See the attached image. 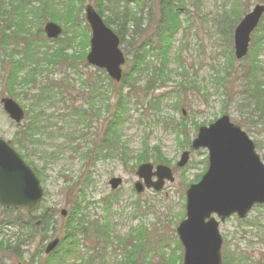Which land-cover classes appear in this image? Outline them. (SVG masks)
Here are the masks:
<instances>
[{
  "label": "rangeland",
  "instance_id": "obj_1",
  "mask_svg": "<svg viewBox=\"0 0 264 264\" xmlns=\"http://www.w3.org/2000/svg\"><path fill=\"white\" fill-rule=\"evenodd\" d=\"M49 1L56 3V0ZM186 1L181 33L175 40L169 63L164 70L165 74H168L165 85L159 81L156 86L151 87L153 89L148 92L147 98L145 91L139 88L118 104L119 89L110 87L103 81L101 90L95 95V110L90 115L92 120L90 130L86 126H79L78 130H75L73 124L69 123V119L64 122L62 118L54 120L53 129L40 138L41 142L38 145H24L22 149L12 144L24 161L34 171L40 172L39 179L44 190V199L33 216L36 220L43 221V225L18 229L15 223H25L28 216L24 212L5 211L0 208V264H39L48 260L50 256L45 255V249L51 241L61 240L67 234L66 226L74 203L80 205L87 215L92 217L93 222L110 223L112 240L105 250L106 263L104 264H117L122 261L124 252L118 245L119 240H126L133 235L132 242L140 244V235L144 230L149 232L147 236L149 243L142 247L141 260L137 264H149L151 256H153L152 264H163L161 256L167 252L170 254L172 246L175 247V237H178L177 227L185 219L186 192L190 185L196 183L198 178L200 180L206 172L208 159L206 149L193 151L190 149L191 143H183L184 135L178 137L174 131L164 129L163 124L167 119L185 124L193 140L201 127L209 126L224 115L229 116L231 122L240 126L254 142L256 152L264 163V128L248 125L243 118L245 112L237 110L231 101L219 93L222 91L214 85L212 80L217 71H222L225 58L221 36L216 33L212 25V18L217 9L215 0ZM97 3L105 12L108 10L105 13L106 16L111 15L114 18L112 11L110 12L109 1L85 0L83 18L87 26L86 6L90 4L98 11ZM258 3H264V0L253 3L250 10ZM30 4H32L31 7H38L39 0H30ZM155 13V18L151 15L153 23L149 27H147V14L142 18L144 32L141 29L135 31L132 25L127 29V49L121 46L127 61L132 60L142 41L151 38L155 32L154 25L158 20L156 10ZM29 17L32 18L30 15ZM32 21L35 22L33 18ZM59 24L63 28L66 27L63 23ZM43 29L44 25L40 40H46ZM88 29L90 34L89 26ZM30 30L37 32V26L36 29L32 27ZM76 49L79 48L76 47ZM179 52H181L184 66L180 65L176 59ZM148 59L152 61V68L160 67V59L152 55ZM261 59H264V56ZM3 61H7V55L0 48V101L2 98H11L4 86L7 69L3 67ZM240 63L237 61L236 68H240ZM86 65V68L81 69V76L98 77V74L95 75L97 69ZM123 70L124 73L127 71L126 66ZM185 72L186 76L182 77L180 73ZM62 74L56 73L55 77H63ZM81 76L69 72L71 82L76 88L72 99L77 105L85 104L84 95L86 94L80 84ZM148 76V74L142 75V86L147 84ZM182 82H195L201 90L199 92L195 89H187L186 95L181 100L182 107L176 108L175 104L178 102L176 91ZM234 87L235 91L239 90L238 84ZM70 90L73 88L71 87ZM86 92H88L87 89ZM171 92L172 94L169 95ZM127 93L125 89L123 94L127 95ZM161 95H164V98L161 100L160 111L151 109L149 99ZM11 99L24 109L29 107V101L24 97L23 92L19 97ZM2 106L0 103V138L12 143L19 128L10 120ZM121 107L124 109L120 110ZM118 110L123 113L118 129L121 136L120 143L109 150L103 148L101 153L109 154L105 157L96 159L95 153L90 158L84 157V154L90 150L99 151L98 147L103 144L105 133L110 123L115 120V113ZM224 111L228 113L222 114ZM145 135L149 151L155 146H160L167 160L166 165L174 171L175 180L166 182L164 189L160 192L146 189L139 194L135 189V183L142 181L137 175V156L143 149ZM189 150L191 157L188 164L184 168L177 167L182 153ZM149 153L154 155L152 152ZM149 163L157 165L152 160ZM113 178L122 179V184L115 190L110 184ZM105 200L111 201L110 211H106L104 207ZM63 210L67 211L65 217L61 213ZM243 228H246L250 236L254 235L248 238L250 240L247 242L248 245L242 243L243 246L247 248L248 253L254 255L255 261L264 259L263 206L254 207L243 222L232 217L220 225V233L224 239L223 258L228 246L234 248L237 245L235 234ZM140 231L142 233H139ZM80 238H82L84 251L87 242L83 237ZM97 240L94 237V246ZM179 264H182V261Z\"/></svg>",
  "mask_w": 264,
  "mask_h": 264
},
{
  "label": "trees",
  "instance_id": "obj_2",
  "mask_svg": "<svg viewBox=\"0 0 264 264\" xmlns=\"http://www.w3.org/2000/svg\"><path fill=\"white\" fill-rule=\"evenodd\" d=\"M100 1L102 2V0ZM107 1L110 3V12L112 11L115 19L111 15L106 16L105 13L108 10L105 12L99 3H97L98 12L103 18L105 17V23L110 28L113 27L125 49H127L126 35L129 26L132 25L135 31L141 29L144 32L141 23L144 15L147 14V27H149L153 23L151 15H154L155 18V10L158 13V20L154 25L155 32L151 38L142 41L132 60L127 61V71L119 84L113 82L105 71L99 69L95 71V75L98 74V77L86 76L84 78L81 76V69L87 67L86 56L90 46L89 29L84 24L83 18L85 0H56V3L39 0L38 7H31L30 0H0V48L7 55V61L2 62L3 67L7 69L4 86L11 98L19 97L23 92L24 97L29 101V107L25 109V122L18 126L19 130L10 144L18 145L22 149L24 145H38L41 142L40 138L49 134V131L53 129L54 120L62 118L64 122L69 119V123L73 124L75 130H78L79 126H86L90 130L92 128L90 115L95 110V95L101 90L103 81L110 87L119 89L118 104H121L124 99H127L132 92L139 88L145 91L147 98L148 92L153 89L151 87L156 86L159 81L162 85L166 84L168 74H165L164 70L169 63V56L175 46V40L181 33L182 18L185 16L184 10L187 1ZM257 1L259 0H215L217 9L212 18V25L216 33L221 36L225 58L222 71H217L212 80L214 85L222 91L219 93L231 101L237 110L245 112V117H242L248 125L264 128V59H261L264 56V18L253 35L250 53L247 58L241 61L240 68H236L237 61L232 48L234 29L243 16L249 12L253 3ZM48 21L65 24L63 38L58 41L39 39L40 36H43L42 27ZM36 26L37 32L34 33L30 29L32 27L36 29ZM76 47L79 49L77 50ZM151 55L161 60L159 68L151 67L152 61L148 59ZM176 59L180 65L184 66L181 52L177 54ZM69 72L80 74L82 81L80 84L86 94L84 95L85 104L77 105L72 99L76 88L71 82ZM56 73H63V77L56 78ZM144 74H148L149 79L147 84L142 86L141 77ZM180 75L185 77L186 72L180 73ZM236 84L239 86L237 91L234 90ZM71 87L73 90H70ZM125 89L128 91L127 95L123 94ZM187 89H195L199 92L201 90L195 82L180 83L179 89L176 91L178 99L175 104L176 108L182 107L181 100L186 95ZM171 94L172 92L169 95ZM163 98L164 95L150 98L151 109L160 111ZM227 113L224 111L222 114ZM122 117L123 113L118 110L115 113V120L110 123L105 133L103 144L98 147L99 151L90 150L84 154V157L90 158L93 153H95L96 159L105 157L109 154H102L103 148L109 150L111 147H117L121 141L118 129ZM163 125L164 129L174 131L178 137L184 135V144L191 143L190 133L182 122L177 123L173 119H167ZM149 152L154 155H149ZM150 160L155 164H167L160 146H155L149 151L145 135L143 149L137 156V165ZM36 174L40 176L39 171H36ZM104 207L106 211H110L111 201L105 200ZM24 222L15 225L20 229L22 227L36 228V217L28 216ZM66 229L67 234L61 239L58 250L44 263L39 264L106 263L105 250L112 240L109 222L104 224L93 222L92 217L87 215L80 205L74 203ZM144 231L140 235L141 238L139 237L140 244L132 242L133 235H130L126 240H119L118 245L124 252V259L117 264H137L141 260L143 248L149 243L147 238L149 232L148 230ZM92 236L98 239L97 242L95 241V246ZM253 236V234L252 236L248 234L246 228L238 230L235 234L237 245L234 248L227 247L224 253V264H264L262 258L261 261H255L254 255L248 253L247 248L242 244L248 245L247 242H250L248 238ZM80 237H83L87 242L84 251ZM175 239L176 245L172 246L171 253H163L161 256L163 264H179L182 261V246L178 238L175 237ZM152 258L153 256L149 258V264H152Z\"/></svg>",
  "mask_w": 264,
  "mask_h": 264
},
{
  "label": "water",
  "instance_id": "obj_3",
  "mask_svg": "<svg viewBox=\"0 0 264 264\" xmlns=\"http://www.w3.org/2000/svg\"><path fill=\"white\" fill-rule=\"evenodd\" d=\"M263 16L264 4H257L237 25L234 32L237 61L248 56L252 34ZM86 21L91 28L87 63L105 70L113 81L120 82L126 63L120 38L91 5L86 7ZM44 32L48 39L57 40L63 29L49 22ZM1 104L11 120L18 124L24 120L25 113L14 100L3 98ZM192 148L208 150L209 167L200 182L191 185L186 193V218L177 228L184 249L183 264H223L220 223L233 215L246 219L255 205H264V163L256 152L254 142L226 115L209 127H201ZM189 159L190 152H184L178 167H185ZM137 175L143 181L135 184L139 194L145 189L160 192L166 181L175 180L173 170L166 165L154 167L150 163L142 164ZM110 184L115 190L122 184V179L114 178ZM43 195L33 170L9 143L0 138V203L4 207L25 208L28 213H33ZM62 215L66 216L67 211L63 210ZM59 243V239L52 241L46 254L52 253Z\"/></svg>",
  "mask_w": 264,
  "mask_h": 264
}]
</instances>
